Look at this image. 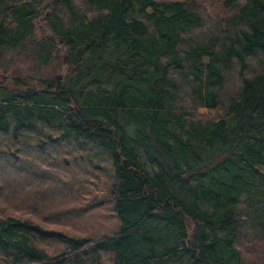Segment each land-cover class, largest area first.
Returning <instances> with one entry per match:
<instances>
[{"label":"trees","instance_id":"16d2710c","mask_svg":"<svg viewBox=\"0 0 264 264\" xmlns=\"http://www.w3.org/2000/svg\"><path fill=\"white\" fill-rule=\"evenodd\" d=\"M37 25L67 72L0 85V264H264V0H0V55Z\"/></svg>","mask_w":264,"mask_h":264},{"label":"rangeland","instance_id":"374dc122","mask_svg":"<svg viewBox=\"0 0 264 264\" xmlns=\"http://www.w3.org/2000/svg\"><path fill=\"white\" fill-rule=\"evenodd\" d=\"M41 37V29L37 25L33 34L23 48L15 51H9L7 53L5 52L0 55V85L12 88L20 87V89H28L36 87V84L40 81L49 80L56 76H63L66 74L67 68L61 62L43 64L39 61L36 46ZM17 80H19V82ZM15 83L20 85L18 86ZM16 186L18 187L19 183L14 185V187ZM50 202L51 204L58 206L57 210L62 209L63 207L61 206L65 203L55 199H52ZM30 205L32 204L30 203ZM99 212L93 211L84 215H77V217L80 218L79 221L81 220V222L84 221L85 223L86 219L89 217H91L92 220H95L99 215H101ZM68 218L71 219L73 217L70 216L65 219ZM99 223L103 226L101 222ZM104 228H106L105 225Z\"/></svg>","mask_w":264,"mask_h":264}]
</instances>
